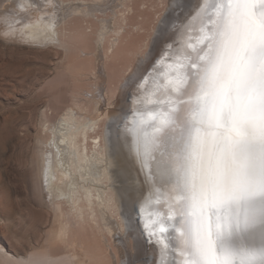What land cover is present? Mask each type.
<instances>
[{
    "label": "snow or ice",
    "instance_id": "1",
    "mask_svg": "<svg viewBox=\"0 0 264 264\" xmlns=\"http://www.w3.org/2000/svg\"><path fill=\"white\" fill-rule=\"evenodd\" d=\"M192 19L200 47L190 43L169 63V107L121 118L141 171L149 166L144 180L159 174L180 194L160 219L142 199L125 218L126 236L113 238L124 264H148L128 250L129 238L135 250L152 248L151 264H264V10L255 0H212Z\"/></svg>",
    "mask_w": 264,
    "mask_h": 264
},
{
    "label": "bare ground",
    "instance_id": "2",
    "mask_svg": "<svg viewBox=\"0 0 264 264\" xmlns=\"http://www.w3.org/2000/svg\"><path fill=\"white\" fill-rule=\"evenodd\" d=\"M44 1L49 2L47 6L58 10L53 11L50 15L47 14V18L43 17L46 14H43L41 10ZM84 1L81 0L80 2ZM114 1L116 3V0ZM170 1V6L167 5L169 6L168 12L166 10L167 13L164 14L154 30V36L144 46L145 48L149 47L148 52L146 54L141 53L134 63L130 65L128 63L129 66L126 65L128 67L124 68V71L125 69L130 70H128V75L123 77V83L119 84L120 92L118 91L119 93L115 94L117 95L115 99L110 96V93L113 94V92L107 88L106 90L103 89L104 86L102 88V85H105V77L103 80L96 70H99L98 65L101 64V58L109 56L108 52L111 53L110 57H115V55L119 54L116 47L119 46L117 44H119L121 39V37L120 39L118 38V35H120L119 31H121L119 30L120 28H113L111 32L112 35L115 33V36L113 35V39H108L107 47L103 48L105 50H103V56L96 57L97 59L94 63L95 58H92L93 54L91 53L94 51L93 47L91 52L88 51L90 50L88 43L93 39L91 38V40L85 34L83 26L78 23L76 25V22L74 23L75 19H73L76 15L88 17L91 13L93 15V12L96 15L95 11H101L105 0H92L98 6L92 3L93 5L89 4L86 9L83 8L82 4H75L76 0H21L19 7L23 8L24 11L29 9L30 12L38 13L36 17L33 19L26 18L25 14H21L20 10L10 15L5 13V16L1 17L5 24L4 26L7 25V34L10 37L14 36L16 40L32 46L35 45V47L47 48V46H51L53 49L54 47L61 49L65 54L63 56H67V60L70 59V63L65 62L66 64H64L63 62L65 66L62 65L65 73H67L66 76L69 75L70 81L73 82H71V85L79 87L80 85L78 84L85 79L84 77L82 79V76H85L86 79L84 81L89 86L87 90L78 88L79 92H76V90L72 91L74 93L70 92L72 95L69 94L71 97L68 95L69 104L57 114L50 126L48 123L47 126L45 125L46 122L44 121L48 117L43 121L45 117L42 113V118H44L41 123L43 121L44 124L42 123L41 126L43 125V127L40 128L41 131H45L44 135L41 134L43 137L37 138L39 140L37 142L36 178L38 179L40 193L42 194L45 191L49 198L48 202L45 201V206L52 212V221L55 223L51 238L63 257H53L47 248L42 250V253L40 251L35 254L33 252L25 257L15 256L0 245V257L7 262L13 260L17 264H60L61 262L63 264L64 261L67 264H111V259L109 261L110 257L107 254L108 249H111V247L107 248V250L105 248L112 246L113 251L115 250L118 256L115 258L120 259L121 264H124L125 259H128L125 256V249L113 237L114 234H118L120 237L126 236L125 218L134 215L136 206L144 198L152 199L153 209L160 213V216L156 217V219H160L164 213L168 212L170 197L171 203H175V197L180 193L174 187V180L168 181L156 174L154 177L149 176V180L146 182L144 176L148 173L149 166H144L141 171L140 158L135 156L134 152L130 151L129 148L130 144L134 145L135 138H125L122 135L121 128L123 123L121 118L130 112L144 118H148L150 113L157 114L154 108L147 106L152 102V93H156L154 83H160V80L156 79L159 71L153 68V62L165 51H178L177 57L172 59V61H177L191 51L189 48H185L190 44L186 41L187 35L191 33V36L195 37V39H199L201 35L200 21L192 19V16L198 5L206 6L212 3V0ZM124 2L125 0H119V4L123 5V7L126 6ZM116 5L114 8L117 7ZM255 7L258 11L264 10V0H255ZM110 8L111 10L113 9L112 7ZM119 13H121L120 17L124 14L122 12ZM117 14L114 9L111 15L116 16ZM78 17L76 21H78ZM118 22H116L117 26ZM108 26L110 24L107 21L103 20L100 23V29L95 41L99 39L98 41L102 43L101 39H103ZM172 44L171 50L170 48L165 50L167 46ZM113 53L116 54L113 55ZM192 54L193 56L195 55L194 52ZM86 56L87 58L88 56L91 57L85 60ZM72 57L74 58L73 61L71 60ZM80 57L85 58L81 59ZM75 58L78 62L81 60L83 65L87 62H89V65L91 64V66L85 65L90 67L87 74L78 73L77 68L80 66L76 68L74 63H71L76 62ZM84 61L87 62L84 64ZM74 69L76 75H74ZM149 69L152 70L151 74L148 75V80L145 81L144 85L139 87L138 95L136 85L139 84L141 78L147 72L146 70ZM108 78L110 79L111 77L109 76ZM119 81L121 82L122 79ZM110 82L111 79L108 82L111 86ZM119 86L117 85L118 88ZM117 87L115 89L118 90ZM162 95L163 93L160 92L158 97ZM171 95L175 96L176 94L172 93ZM168 96L169 94L167 93V98ZM105 97L114 106V109L108 111L107 114L101 112V103ZM184 99L187 100V97ZM182 107L186 117L190 115L188 107L185 105H182ZM164 110L165 107L161 111ZM105 116L108 120L105 128L103 127L104 130L101 129L99 132L97 127H100L101 124L99 122ZM152 167L154 169V166ZM105 181H109V184H104ZM109 188L111 192H108L110 191L108 190ZM157 199L160 200V203L154 205ZM113 217H118L119 220H113ZM172 234L174 235V233ZM112 240L118 243L116 244ZM127 245L128 250L138 262L147 261L148 264H151L154 252L149 245L143 244L139 250H135L133 249V241L130 238L127 239ZM62 258L64 261L60 260ZM168 258L172 259L173 257L169 256ZM113 261H111L112 264H114Z\"/></svg>",
    "mask_w": 264,
    "mask_h": 264
},
{
    "label": "rangeland",
    "instance_id": "3",
    "mask_svg": "<svg viewBox=\"0 0 264 264\" xmlns=\"http://www.w3.org/2000/svg\"><path fill=\"white\" fill-rule=\"evenodd\" d=\"M80 1L81 0H76L74 3L82 4L85 9L89 7V4L91 5L93 3L92 0ZM113 1L114 0H105V3L101 7V11H95L98 17L93 12V15L92 13L88 15L89 18L87 16H85L87 17L85 18L83 16L80 17L81 15H76L73 19H75L74 23L76 22V25L81 24L85 34H87L90 39H93L88 43L90 46V50L88 51L91 52V50L94 49V51L91 52L93 54L92 58H95L94 63L99 56H103V48L107 47L108 39H113V35L115 36V33L112 35L111 32L113 28H120L119 30L121 31H119V33L120 35L122 33V35L120 36L118 35L119 33L117 34L119 36L117 37L119 39L121 37V39L119 44H117L119 46L116 47L119 51L115 48L120 55L116 52L119 56L115 55V57H118H110L111 53L108 52V59L103 56L100 60L101 64L99 63L100 65H98L99 70L96 68L97 74L100 77L102 76L103 80L105 77V85H102V88L104 86L103 89L106 90L107 88L113 92L114 95L110 93V96L112 99H115V96H117L115 94L120 92L119 84L123 83V77H126L128 75V70H130L125 69L124 71V68L134 63L141 53L146 54L148 52L149 47L145 48L144 46L148 40L154 36V30L164 14L168 12L171 1L127 0L126 3L125 0V7L119 4V0L118 3L117 0L116 3ZM20 2L21 0H0V245L15 256L25 257L33 252V254H35L40 251L42 253V250L47 248L53 257L58 258L63 256L61 255V251L53 244L51 238L55 223L52 221V212L45 206V201L48 202L49 198L45 191H43L42 194L40 193L38 179L36 178L38 159L37 142L39 140L37 138L40 136L43 137L44 135L45 130H42L43 132L41 131L43 127L41 124L43 121L48 117L44 122H46V126L47 123L50 126L54 122L57 114L69 104V97L72 95L70 92L74 90L77 92L79 89L87 90L89 86L87 85L88 83L84 81L86 79L85 76H82V79H85L81 80L83 83L81 82L78 84L80 85L79 87L77 85L76 87L71 85L73 82L70 81L69 75L66 76L67 73H65L63 68L65 66L64 64H66L65 62L70 63V59L67 60V56H63L65 54L61 49L59 50V48L55 47L53 49L51 46H47V48L35 47V45L32 46L22 43L16 40L14 36L10 37L7 34V25L4 26L5 24L1 19L2 16H5V13L10 15L20 10L21 14H25L26 18L31 19L38 14L30 12L29 9V11H24L23 8L19 7ZM47 3L49 2L44 1L43 7H41L43 14L50 15L53 11H58L57 9L55 10L47 6ZM95 5L98 6L97 4ZM115 5L117 6L116 8H114ZM110 7L113 9L111 10ZM114 9L118 13V16L111 15ZM118 11L124 14L120 17L121 13ZM46 15H43V17L47 18L48 15ZM77 17L78 21H76ZM73 19L71 20L73 21ZM103 20L107 21L110 26H108L109 29L107 28L105 30V36L103 35V39H101L102 43H100L98 41L99 39H97V41H95V39L100 29V23ZM117 21H119L118 26L116 23ZM108 34L111 37L107 36ZM93 41L96 43H93ZM116 53H113V55ZM90 57L91 56H88L87 58L86 56L85 60H88ZM84 58L85 57H82L81 59ZM73 59L72 57L71 60L73 61ZM76 62L74 61L71 63H74L76 68L80 66L77 68L79 74L85 75L89 72L88 69H90V67L85 66L89 65V62L84 61V64L85 62L88 63L85 65H83L81 60H79V62L76 60ZM89 66H91V64ZM73 72H75L74 75H76L75 69ZM79 74L77 75L79 76ZM107 76L111 77V86L108 84L110 79ZM121 79L122 81L120 82L119 80ZM115 87H117L118 90L115 89ZM109 101L110 100L105 97L104 101L101 103V112L104 114L114 109L111 101ZM42 113L44 114V119L42 118ZM42 119L43 121L41 123ZM107 120L108 118L105 116L103 120L99 122L101 125L97 127V129L99 128L97 131L100 132L101 129L104 130ZM102 122L103 124L105 122L104 126ZM104 184H109V181H105ZM108 190H110L108 192H111L110 188ZM113 218V220H119L118 217ZM114 243L117 244L118 242L115 241ZM110 247L112 251L111 249L107 251L110 257L109 261L111 259V261L114 260V264H121L120 259H116L118 256L115 250L114 253L112 246L106 247L105 249L107 250V248ZM60 260L64 261L63 258ZM111 261L110 263L112 264ZM0 264L17 263L13 260L7 262L0 257ZM60 264H62V262ZM63 264L67 263L64 261Z\"/></svg>",
    "mask_w": 264,
    "mask_h": 264
},
{
    "label": "water",
    "instance_id": "4",
    "mask_svg": "<svg viewBox=\"0 0 264 264\" xmlns=\"http://www.w3.org/2000/svg\"><path fill=\"white\" fill-rule=\"evenodd\" d=\"M168 48V46L165 48V50ZM144 85V84H143Z\"/></svg>",
    "mask_w": 264,
    "mask_h": 264
}]
</instances>
